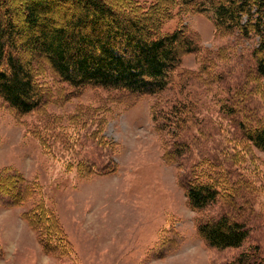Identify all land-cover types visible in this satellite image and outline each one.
I'll use <instances>...</instances> for the list:
<instances>
[{
    "label": "rangeland",
    "instance_id": "1",
    "mask_svg": "<svg viewBox=\"0 0 264 264\" xmlns=\"http://www.w3.org/2000/svg\"><path fill=\"white\" fill-rule=\"evenodd\" d=\"M28 1L0 0V14L9 9L20 30L9 49L23 62L36 58L32 70L43 92L42 105L26 115L0 97V264H229L242 255L264 264V152L245 136L264 128L255 10L248 22L244 14L246 28L217 32L212 13L173 8L162 31L182 27L198 50L182 56L163 90L131 96L73 89L44 56L23 47L31 34L22 15ZM102 1L122 19V7H135ZM132 1L160 11L168 5ZM49 2L60 23L81 9L75 0ZM126 17L152 28L151 18ZM194 178L219 191L200 211L185 196ZM37 206L49 224L26 218ZM222 217L245 226L238 247L218 249L197 235L198 224ZM51 224L62 239L45 251L39 237Z\"/></svg>",
    "mask_w": 264,
    "mask_h": 264
},
{
    "label": "trees",
    "instance_id": "2",
    "mask_svg": "<svg viewBox=\"0 0 264 264\" xmlns=\"http://www.w3.org/2000/svg\"><path fill=\"white\" fill-rule=\"evenodd\" d=\"M75 1L81 9L74 10L71 18L62 23L51 16L53 10L49 0H29L22 11L25 30L31 32L23 47L32 49L36 54L33 56H44L52 73L73 89L92 86L127 92L131 96L151 95L163 90L169 74L180 65L182 56L198 50V43L182 27L172 33L162 31L165 22L174 15L173 8L188 6H195L198 13H212L217 32L221 28H246L254 9L253 28L260 37L255 53L256 71L264 77V0H161L168 4L163 7L159 3L162 11L156 3L139 7L132 0H117L124 6L135 5L122 7L126 9L122 14L151 18V29L140 27L124 15L125 19H122L102 0ZM0 4L4 6L5 3ZM10 14L9 9L0 14V97L18 114L26 115L42 105L43 92L32 70V60L36 58L23 62L9 49H14V36L20 31L10 20ZM244 14L249 15L245 23L242 20ZM103 22H106V30L101 26ZM245 136L264 152V128L246 130ZM195 180L185 189V196L187 204L200 211L217 200L219 191L211 183ZM21 182L27 185L23 180ZM10 184L13 191L16 185L12 181ZM24 189L30 193V189ZM40 213L43 210L37 206L24 215L27 214L28 220L40 219L38 223L43 220L42 223L49 224ZM56 228L51 224L48 234L41 240L39 237L45 251L56 249L51 245L53 238L62 239ZM196 231L205 243L218 249L238 247L248 235L242 223L229 221L226 217L215 222H201ZM229 264H249L248 255Z\"/></svg>",
    "mask_w": 264,
    "mask_h": 264
}]
</instances>
